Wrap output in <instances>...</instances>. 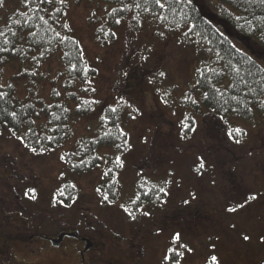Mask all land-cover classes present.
Returning <instances> with one entry per match:
<instances>
[{
    "label": "rangeland",
    "instance_id": "1",
    "mask_svg": "<svg viewBox=\"0 0 264 264\" xmlns=\"http://www.w3.org/2000/svg\"><path fill=\"white\" fill-rule=\"evenodd\" d=\"M198 1L205 11L214 12L209 0ZM109 9L103 0H67L64 10L70 35L97 70L92 81L99 103L77 121L76 130L86 133L105 105L123 99L134 115L123 123L129 144L118 175L124 185L120 200L144 178L165 180V193L155 205L132 208L133 219L119 201L102 202L97 189L103 165L63 174L61 152L74 138L34 153L0 128V264H160L171 248L180 253V264H211L213 256L218 264H260L264 119L243 121L220 117L205 107L195 111L183 106L180 100L194 84L193 45L178 31L167 32L148 22L134 27L128 18L115 29L113 39L100 45L94 29ZM11 73L9 67L7 74ZM14 83L16 95L23 97L22 79ZM232 128L242 129L243 135L230 136ZM65 181H71L77 193L70 203L59 204L55 191ZM29 189L35 193L26 196ZM33 194L35 200L30 198ZM249 195L257 199L236 212L227 211L244 204ZM17 228L15 241L12 233ZM61 230L75 231L88 242L82 246L79 238L66 236L54 248L41 238L56 237ZM32 233L43 235L28 241L40 243L37 249L44 245L43 252L21 243ZM177 234L179 239H174Z\"/></svg>",
    "mask_w": 264,
    "mask_h": 264
},
{
    "label": "trees",
    "instance_id": "2",
    "mask_svg": "<svg viewBox=\"0 0 264 264\" xmlns=\"http://www.w3.org/2000/svg\"><path fill=\"white\" fill-rule=\"evenodd\" d=\"M103 1L110 9L94 29L98 44L113 39L115 29L127 18L134 27L148 22L167 32L178 31L193 45L196 60L194 84L180 100L183 106L195 111L216 109L213 112L220 117L243 121L264 119V0H209L213 13L205 11L198 0H161L163 8L155 0ZM66 6L67 0L63 4L59 0H4L0 5V128L30 151L36 148L34 153L74 138L71 147L61 152L66 165L63 174L103 165L98 189L104 204L119 201L130 211L155 205L165 193L160 192L165 180H138L120 200L124 185L119 184L118 175L129 144L123 123L134 115L123 99L105 105L87 132L77 133V121L99 103L92 81L97 70L70 35L63 17ZM233 39L249 51L237 47ZM9 67L13 73L8 75ZM18 78L24 84L23 97L16 95L14 80ZM49 136L52 139H46ZM76 193L74 184L65 181L55 191V202L70 203ZM105 193L112 203L104 200ZM179 258L178 250L171 248L160 264H180Z\"/></svg>",
    "mask_w": 264,
    "mask_h": 264
},
{
    "label": "snow or ice",
    "instance_id": "3",
    "mask_svg": "<svg viewBox=\"0 0 264 264\" xmlns=\"http://www.w3.org/2000/svg\"><path fill=\"white\" fill-rule=\"evenodd\" d=\"M3 2H4V0H0V5H2ZM26 2H27V3H32V0H26ZM40 2L43 3V0H40ZM48 2L51 3L52 0H48ZM59 2H60L61 4H63V3L65 2V0H59ZM155 2H156L157 4H160V6H161L162 8L164 7V4L161 3V0H155ZM137 7H139V5H137ZM113 11H115V9H113ZM41 19H43V17H41ZM115 22H116L117 24H119L121 21H120V20H116ZM64 27H67V25H64ZM56 35L59 36V33H56ZM161 35H163V33H161ZM145 59H147V57H145ZM73 67H75V65H73ZM159 75H160V76H164L165 73L160 72ZM197 83H199V82H197ZM205 95H207V93H205ZM186 98H187V97H186ZM234 99H235V97H234ZM215 110H216V109H213V111H215ZM111 111H112V112H115V111H116V108H112ZM12 115L15 116V113H13ZM184 127H185V128H189V130H194V129H191L190 126H189L188 124H184ZM29 131H32V129H29ZM233 134H235V136H241V135L243 134V130L240 129V128L232 129V130L230 131L229 135L232 136ZM46 139H52V137L49 136V137H46ZM38 142H39V141H38ZM235 142H236V143H240L241 141H240L239 139H236ZM125 144H127V141H125ZM31 150H32L33 152H36V151H37L36 148H32ZM116 159H117V162L119 163V162H120V158L117 157ZM120 166H122V164H121ZM203 167H204V163L201 162V164L199 165V168H203ZM198 170H199V169H198ZM97 191L99 192L100 189H97ZM164 191H165L164 188H161V189H160V192H164ZM29 193H35V189H29V190L25 193V195L27 196V195H29ZM30 198L33 199V200H35V199H36V196L33 194V195H31ZM137 199H139V197H137ZM255 199H257V196H256V195H249V196L247 197V199H246V201H245L244 204H237V205L234 206V207H230V208H228L227 211H229V212H236L238 209H241V208L245 207V205H246L249 201H251V200H255ZM104 200H105V201H108L109 203H112V201L109 200V195H108V193H105V194H104ZM132 203H135V200L132 201ZM185 203H187V201H185ZM121 207H124V205H121ZM125 211L128 212L129 215L132 216L133 219H135V216L133 215V213H132L128 208H125ZM144 215H149V213H146V212H145ZM174 239H179V234H177V235L174 237ZM244 239L247 240V239H249V237H248L247 235H245V236H244ZM182 247H183V246H182ZM188 251H191V249H188ZM166 259H167V257H166ZM211 262H212V264H218V258H217L216 256L211 257Z\"/></svg>",
    "mask_w": 264,
    "mask_h": 264
},
{
    "label": "flooded vegetation",
    "instance_id": "4",
    "mask_svg": "<svg viewBox=\"0 0 264 264\" xmlns=\"http://www.w3.org/2000/svg\"><path fill=\"white\" fill-rule=\"evenodd\" d=\"M16 226H17V225H16ZM65 232H66V233H71V232H73V231L61 230V231H59V233L56 235V237H45V236H44V237H41V238L45 239V240L48 241L50 244H52V245L54 246V248H55V247H58V246L60 245V243L63 241V238L66 237V236L79 238L80 242H82V246H83V243L85 244V242H88V240H87L86 238L79 236V235L77 234V232H75V231H74V233L76 234V236L63 235L62 238H59V235H60L61 233H65ZM12 234H13V236L15 237V238H13V239L16 241V237H17V238L19 237L18 228H17L15 231H13ZM31 235H32V236H30V238H27V239H25V238H23V237H20V238H23V239H22L23 241L21 240V243L23 242L24 245H27L28 248L34 246V248H35L36 251L38 250V252H43V250H44V245H42L41 247H39V248L37 249V247L40 245V243H36V245H34L35 243L28 242L29 239L33 238L34 236H40V235H42V234L38 235V234H36V233H32ZM42 236H43V235H42ZM51 239H52L53 241H51ZM29 243H31L32 246H31ZM79 252H80V254H81V256H82V251L80 250Z\"/></svg>",
    "mask_w": 264,
    "mask_h": 264
},
{
    "label": "water",
    "instance_id": "5",
    "mask_svg": "<svg viewBox=\"0 0 264 264\" xmlns=\"http://www.w3.org/2000/svg\"><path fill=\"white\" fill-rule=\"evenodd\" d=\"M63 235H70V236H76V234L74 233V232H71V233H61L60 235H59V238H62V236ZM51 241H53L52 239H51ZM260 264H264V259L261 261V263Z\"/></svg>",
    "mask_w": 264,
    "mask_h": 264
}]
</instances>
